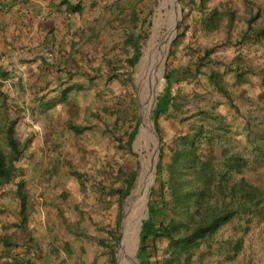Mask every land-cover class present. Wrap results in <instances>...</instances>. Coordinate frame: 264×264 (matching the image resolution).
I'll return each mask as SVG.
<instances>
[{"label": "rangeland", "instance_id": "1", "mask_svg": "<svg viewBox=\"0 0 264 264\" xmlns=\"http://www.w3.org/2000/svg\"><path fill=\"white\" fill-rule=\"evenodd\" d=\"M185 1L179 0L182 14L177 13L170 33L171 14L178 11L176 0H85L83 10L74 14V40L68 45L57 44L56 56L38 61L36 55L32 59L24 54L30 59L4 64L6 77L0 76V91L6 96L7 109H1L0 97V147L4 152L9 151L3 133V119L7 116L16 122V138L21 142L30 140L29 147L16 163V173L24 179L31 203L27 228L38 246L39 259L34 260L39 264H109L108 253L98 240L116 245L115 264H118L120 222L118 242L111 239L108 228H115L126 199L119 206L116 199H108L95 184L107 185L112 181L113 172L106 162L114 169L120 166L128 171L139 161L140 154L143 172L134 192L146 174L145 164L156 155L153 151L155 137L143 139L141 132L134 144V157L117 150L105 130L114 131L117 120L129 119L131 107L139 116L137 93L142 99L144 122L154 94L157 100L167 88L165 74L181 64L192 63L197 53L205 56L200 66L202 83L185 88V105L177 117L160 118L163 138L175 143L180 136L195 133L199 128L207 137L214 135L218 160H221L222 148L246 158L245 177L264 193V84L258 75L264 70V46L245 35L250 18L252 27L264 23V0H209L205 17L217 12L221 20L219 28L212 31L200 25L197 15L193 19L185 16ZM132 5L138 8L140 17L149 18L144 30L149 28L148 39L152 38V46L146 59L154 55L155 49L163 52L159 80L151 95L148 76L140 75L138 65L129 84L106 82L107 61L116 62L114 57L121 54ZM228 8L232 10V17L225 15ZM174 35L172 44L177 41V47L172 49L171 44L167 54L166 44ZM143 49L141 61L146 55L145 45ZM211 72L220 78L228 95L207 86ZM70 86L74 89L63 99V90ZM142 90L149 93L146 98L140 93ZM138 118L140 121V116ZM118 128L122 129V124ZM205 146L206 139H203L202 151L206 150ZM158 149L155 176L147 186L143 208L159 201L162 178L159 169L165 168L167 159L160 161ZM15 188L13 184L0 187V232L10 231L17 245L31 248L28 235L11 227L18 219ZM130 206L128 200L124 216ZM144 215L145 209L131 241L135 254L133 264H143L139 255V234ZM246 226L242 218L226 225L200 248L192 264H264V203L249 222V230L244 232ZM73 229L83 231L84 236L73 234ZM239 238L243 240L241 250L233 259H228L227 256L233 254L231 243ZM66 246L73 251L74 263ZM149 262L155 264V258L151 257Z\"/></svg>", "mask_w": 264, "mask_h": 264}, {"label": "trees", "instance_id": "2", "mask_svg": "<svg viewBox=\"0 0 264 264\" xmlns=\"http://www.w3.org/2000/svg\"><path fill=\"white\" fill-rule=\"evenodd\" d=\"M182 1L180 0V2ZM208 2L209 0L185 1L187 4L185 16L193 19L194 15H197L200 25L205 30L212 31L219 28L221 20L217 12H213L208 18L205 17ZM61 3H65V1ZM134 5L130 10L132 16L128 17L130 25L125 30L121 54L114 57L117 59L116 62L112 59L107 61V83L118 81L129 84L135 65L143 57V47L148 43L150 31H148L149 28L144 29L149 18L147 15L140 17L138 8ZM74 9L78 10L79 8L75 7ZM225 15L232 17V10L228 8ZM183 21L184 19L182 23ZM251 21L252 18L248 20L245 35L264 46V23L259 27H252ZM176 45L177 41L172 44V49L176 48ZM204 59V55L194 54L192 63L181 64L172 72L165 74L164 78L168 81L167 88L164 94H160L156 100L151 113V118L160 137V161H164L165 157L167 161L165 168L160 167L159 169V174L162 176L159 201L148 204L147 215L140 227L139 255L142 257L143 264H150L151 257L155 258V264H192L193 258L200 248L210 242L226 225L242 218L245 219L247 225L244 232H247L252 217L263 208V191L245 177L248 167L247 159L239 154H231L229 150L222 148L219 153L221 159L219 161L214 151V147L217 145L214 135L207 137L203 134L204 131L199 128L195 133L180 136L175 143L173 140L166 141L163 138L160 118L177 117L178 111L185 105V88L202 83L200 66H203ZM240 75L238 74V76ZM258 75L263 79L264 84V70L259 71ZM0 76L6 77V74L0 72ZM207 80L208 87L213 86L224 95H228L220 78L213 72L208 75ZM73 89V86L66 87L62 92L63 99L66 93L69 94ZM0 97L3 101L1 109L5 110L7 106L4 92L0 91ZM128 117L129 119L123 118L122 122L117 120L114 131L107 128L105 131L109 132L117 150L126 151L136 157L134 144L140 125L138 111L131 107ZM3 121L4 139L9 151L4 152L0 147V187L15 185L14 194L18 204L16 214L19 220L14 227L22 233L26 232L29 242L33 243L31 236L27 234V222L31 211L29 196L25 190L24 179L16 173V163L29 147L30 140L21 142L16 138L14 119L6 116ZM119 122L122 124V129L118 128ZM203 139H206L205 151L201 150ZM168 142L171 145H167ZM162 146H167L166 151H162ZM105 165L113 172V179L107 185L96 183V189L107 195L108 199L110 197L116 199V204L120 206L129 195L138 176L139 161H136L134 168L128 171L120 166L114 169L108 162ZM120 218L119 212L115 228H108V234L114 242L119 240ZM72 232L76 233L78 237L79 235L83 236V233L76 229H73ZM97 242L107 251L109 264H115L114 247L116 245L111 246L104 240ZM242 243V238L231 243L233 254L228 255V259L237 256L242 248ZM0 245L10 248L15 245V242L10 235L2 234Z\"/></svg>", "mask_w": 264, "mask_h": 264}, {"label": "crops", "instance_id": "3", "mask_svg": "<svg viewBox=\"0 0 264 264\" xmlns=\"http://www.w3.org/2000/svg\"><path fill=\"white\" fill-rule=\"evenodd\" d=\"M62 1L65 3H61ZM84 4L85 0H0V72H5L4 64L8 61L29 60L24 54L32 59H35L33 55H36L38 61L56 56L57 44L68 45L74 40V14L80 13ZM75 7L79 9L76 10ZM87 43L90 44L88 40ZM29 218L30 214L28 222ZM18 220L19 218L11 227H14ZM28 233L32 238L29 229ZM2 234L11 236L10 231L0 232V236ZM32 242L31 248L30 245L29 248L20 247L16 243L10 248L0 245V264H39L34 260L39 259V249L37 250L33 238ZM67 248L66 252L72 255L74 263L76 258L73 257V251L69 246H66L65 250ZM85 254L88 256L89 252Z\"/></svg>", "mask_w": 264, "mask_h": 264}, {"label": "bare ground", "instance_id": "4", "mask_svg": "<svg viewBox=\"0 0 264 264\" xmlns=\"http://www.w3.org/2000/svg\"><path fill=\"white\" fill-rule=\"evenodd\" d=\"M165 3L167 4L171 2L165 1ZM177 13L178 11L175 10L171 14L170 26H169L170 33L177 20ZM170 33L168 35H170ZM160 51H161L160 49H157V50L155 49L154 55L145 59L138 66L140 75H143L144 77L145 75L148 76V80L150 84L149 86L150 95H151L152 89L155 87V83L159 80L158 77H159L160 67L162 66V63H163V56H162L163 52H160ZM140 93L143 96L149 94L147 93V90H142L140 91ZM144 115L145 116H144V122H143L142 138L147 139L150 136H154V134H153L152 126L150 122L147 120L146 114ZM155 161H156V155L151 162H148L145 164L144 168H145L146 174L144 178L142 179V181L140 182V184L138 185V188L134 190V192L128 199L131 203V206H130L129 211L125 214L124 220H123V239H122V244L120 245V248H119L118 264H133L134 262L135 254H134V249L131 245L132 244L131 241H132L133 235L138 230V227L140 224V218L143 213V210L145 209L143 208L145 205L143 203V198L147 194L146 193L147 186L150 184L151 180H153V177H154Z\"/></svg>", "mask_w": 264, "mask_h": 264}, {"label": "water", "instance_id": "5", "mask_svg": "<svg viewBox=\"0 0 264 264\" xmlns=\"http://www.w3.org/2000/svg\"><path fill=\"white\" fill-rule=\"evenodd\" d=\"M176 2H177V4H178V15L181 16V14H182V10H181V8H180V6H179V0H176ZM174 37H175V35L172 37V39H171V40L168 42V44L166 45V48H167L166 53H167V54H168V52H169L170 46H171V44H172V41L174 40ZM151 46H152V38L150 37L149 40H148V43H147V45H146V51H145V52H146V55H145V57H144V59H143L142 61H144V60L146 59V57L149 55V53H150V51H151ZM142 61L140 60L135 66H137V65L139 66V64H140ZM137 92H138V87H137ZM137 94H138V99H137V101H138V105H139V116H140V125H139L138 135H140L141 132H142V130H143V108H142V104H141V102H140L139 93H137ZM154 98H155V94H154V96H153L152 99H151L150 106L148 107V112H147L146 116H147V120L150 122V124H151V126H152V129H153V133H154V137H155V147H154L153 151H155L156 156H157V152H158V150H159L158 148H159V144H160V138H159V134H158V132H157V130H156V128H155V123H154L153 119L151 118V113H152V110H153L154 105H155V102H156V100H154ZM135 153H136V151H135ZM137 153H138V152H137ZM138 154H139V153H138ZM141 158H142V157H141V155L139 154V165H140V167H139V173H138V176H137V178H136V180H135L133 186H132L131 189H130V193H129V195L126 197L125 205L127 204L128 199H129V197L131 196V194H132V192H133V189H134L135 185L137 184V182L139 181V179H140V177H141V175H142V172H143L142 160H143V159H141ZM156 158H157V157H156ZM155 172H156V165L154 166V176H155ZM125 205L123 206V211H122V216H121L122 219H121V221H120V234H121V238H120L119 247H120L121 240H122V236H123V233H122V221H123V217H124ZM147 210H148V205L146 204V206H145V215H144L143 218L146 217V215H147ZM143 218H142V220H141V224H142ZM118 249H119V248H118ZM116 258H117V255H116Z\"/></svg>", "mask_w": 264, "mask_h": 264}]
</instances>
